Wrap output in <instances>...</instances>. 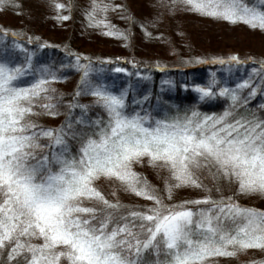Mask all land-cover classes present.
I'll list each match as a JSON object with an SVG mask.
<instances>
[{
	"label": "snow or ice",
	"instance_id": "obj_1",
	"mask_svg": "<svg viewBox=\"0 0 264 264\" xmlns=\"http://www.w3.org/2000/svg\"><path fill=\"white\" fill-rule=\"evenodd\" d=\"M5 2L0 0V5ZM177 4L264 30V0L259 7L247 0H167L161 6L171 5V12ZM54 7L59 11L65 6L55 3ZM108 8L104 0H91L85 17L107 28L108 22L96 19V14ZM12 49L24 53L22 62L16 61L8 47L0 46V250L7 251L9 262L22 258L24 264H60L64 258L67 264H144L147 250L155 257L152 264H212V257L264 248V211L241 206L223 195L165 203L132 167L147 158L153 167L164 169L169 199L173 189L185 186L210 192L201 183V171L214 181L235 183L238 193L264 194V118L232 111L241 100L246 103L255 96L258 88L264 93V60L232 87L219 83L214 74L207 84L192 85L201 101L226 97L230 104L222 112H201L193 106L153 115L142 107L146 97L133 98L132 104L141 107L129 108L127 87L116 91L106 82L93 81L92 65L70 53L71 66L81 71L75 95H91V103L103 116L88 119L89 105L78 104L74 98L69 107L82 110L75 122L68 119L47 128L31 117L37 108L46 115L58 114L50 95L55 90L49 84L63 77L53 66L35 64L34 52L19 40H13ZM195 62L207 61L196 57ZM212 62L229 67L246 63L235 54L226 59L213 57ZM243 89H249L247 97L240 96ZM41 99L45 102L38 103ZM42 138L47 142L42 143ZM70 139L76 144L74 152ZM101 177L151 203L133 206L109 200L96 186Z\"/></svg>",
	"mask_w": 264,
	"mask_h": 264
},
{
	"label": "trees",
	"instance_id": "obj_2",
	"mask_svg": "<svg viewBox=\"0 0 264 264\" xmlns=\"http://www.w3.org/2000/svg\"><path fill=\"white\" fill-rule=\"evenodd\" d=\"M136 1L104 0V3L109 4V8L105 13L97 12L96 19L106 20L109 25L107 28L103 25L97 26L91 19H86L85 13L91 6V0H34L35 15L27 29L21 16L17 17L19 19L17 29L10 28L7 19L13 13L11 9L9 11L1 9L0 46L8 47L16 61L22 62L24 53L12 49L13 40H19L24 48L34 52L35 64L53 66L57 74L63 77L49 84V88L55 90L50 92V95L53 96L52 102L56 104L58 114L46 115L42 109L37 108V114L31 118L39 126L55 128L68 119L75 122L82 110L79 107H69L74 98L78 104L89 105L86 113L88 119L97 115L103 116L102 110L91 103L93 100L91 95L84 93L75 95L81 71L71 66L73 57L70 53L80 56L81 63L92 65L90 79L93 81L106 82L116 91L127 87L129 108L141 107L139 104H132L133 98L146 97L142 107L151 111L153 115L162 114L165 110L170 113L177 110L183 112L193 106L201 112H222L230 104L226 97L216 96L201 101L192 85H205L214 74L219 83H226L232 87L239 80L247 78L253 67L259 68V61L264 60V30L251 28L240 21L230 23L201 15L196 11L187 10L180 4L169 12L168 7L171 5L161 6L167 0H140L137 3ZM247 2L260 6V0ZM55 3L65 7L57 11ZM113 5L120 7L113 8ZM57 15L68 18L58 20ZM106 31L120 32L123 35L110 36L105 34ZM13 32L23 35L13 37ZM29 37L33 38L31 43H28ZM39 44L46 46L40 48ZM233 54L246 63L229 67L212 62L213 57L226 59ZM202 55L206 59L201 60L207 62L196 63L195 58H202ZM85 57L88 59L85 60ZM61 64L65 67H60ZM118 67L125 71H113ZM248 91L249 89H243L239 94L241 97H247ZM44 102L43 99L38 101ZM262 104L264 93L258 88L255 96L248 98L246 103L241 100L239 106L232 111L239 115L254 113L264 118V108L260 107ZM41 142L47 141L42 138ZM69 143L74 152L75 141L70 139ZM132 167L155 187L165 203L176 202L174 197L177 188L173 189L172 198L169 199L164 191L162 174L158 169L155 171L152 165L144 162H134ZM198 175L201 183L210 189L208 192L205 188H196L202 196L210 194L214 199H218L222 195L231 196L234 193L235 185L232 183L214 181L207 171H201ZM95 183L109 200H119L122 204L133 206L151 203L123 190L114 180H105L101 177ZM239 205L264 211L253 204ZM154 260L155 257L146 250L143 254L144 264H152ZM0 264H24V261L22 258H15L9 262L7 251L0 250ZM60 264H67V260L62 258Z\"/></svg>",
	"mask_w": 264,
	"mask_h": 264
},
{
	"label": "rangeland",
	"instance_id": "obj_3",
	"mask_svg": "<svg viewBox=\"0 0 264 264\" xmlns=\"http://www.w3.org/2000/svg\"><path fill=\"white\" fill-rule=\"evenodd\" d=\"M138 1L140 0H137L136 3ZM33 4H35L34 0H6L4 4L0 5V11L1 9H4V11H6V9L9 11V9H11L13 14H11V16L7 19L10 28L17 29L16 26L19 20L17 17L21 16L24 22L23 24L27 29L29 23H31V20L35 15V7H33ZM201 59L206 58L203 56ZM142 162L149 164L147 158H144ZM153 169L155 171L158 169L159 172H161V178L163 182L166 178H168V173L164 169H159L156 167H153ZM232 184L235 185V189L231 197L237 204H253L256 207L264 209V194L260 192L238 193L236 191V184ZM200 196H202V194H199V190L192 186H185L177 188L174 198H176L175 200L178 201L196 199ZM210 260L212 264H250V262H261L264 261V248H248L237 251L236 255L234 256L212 257Z\"/></svg>",
	"mask_w": 264,
	"mask_h": 264
}]
</instances>
